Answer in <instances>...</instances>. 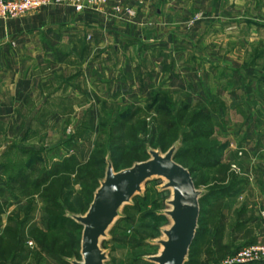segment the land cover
<instances>
[{"label":"rangeland","instance_id":"1","mask_svg":"<svg viewBox=\"0 0 264 264\" xmlns=\"http://www.w3.org/2000/svg\"><path fill=\"white\" fill-rule=\"evenodd\" d=\"M126 1L110 3L114 18L122 19L113 10ZM148 1L137 0L134 7L135 19L147 7L139 26L142 44H166L172 52L163 49L156 61L146 56L153 63L143 68L135 52L115 49L121 42L112 32L101 37L108 50L104 57L92 45L97 29L92 37H78L75 51L63 47L58 78L46 75V83L36 82L46 90L33 106L39 116L0 115V264L81 263L82 228L73 220L55 228L50 218L85 216L109 163L118 173L148 161L149 150L164 155L174 146L175 162L190 172L201 193L197 240L185 264H226L248 247L250 231L255 244L264 243L262 229L250 227V219H263L250 207L264 206L259 177L264 163L247 162L237 144L229 145L222 118L228 100L213 93L214 80L222 88L227 80H264V30L235 26L246 14L256 25L264 24V5L221 3L213 19L211 3H185L188 19L183 21L175 15L169 20L170 14H180L175 2L165 7ZM250 98V110L257 112L250 126L258 131L264 127V101L256 102L254 94ZM253 134L264 141V133ZM43 176H49L47 183L36 186ZM164 184L149 180L120 210L100 242L105 264H154L148 259L160 254L156 243L165 240L163 231L171 226L165 213L171 210L172 192L163 191ZM249 184L255 194L247 193ZM48 189L55 197L48 198ZM52 204L58 210L48 209Z\"/></svg>","mask_w":264,"mask_h":264},{"label":"crops","instance_id":"2","mask_svg":"<svg viewBox=\"0 0 264 264\" xmlns=\"http://www.w3.org/2000/svg\"><path fill=\"white\" fill-rule=\"evenodd\" d=\"M155 1L151 0L147 3L157 6L165 5L167 7L170 5L173 6L175 2L177 6L181 7L180 14L177 11L175 14H170L169 20H172L175 15L174 18L176 20L183 21L188 19L183 14L182 6L185 3L187 6L189 4L198 6L206 2L211 3L213 7L211 9L212 12H210L212 13L213 19L219 14L217 12V6L221 3L229 5H246L250 3L264 5V0H225V2L224 0H157V4H155ZM138 3L137 0H127L123 6L136 11L134 7ZM147 3H145V6H147ZM112 7L113 4H109L101 13L88 12L85 14H77L70 8H46L38 12L29 13L16 20L0 22V115L4 113L9 115L16 113L17 116L24 117L27 114L29 116H39V110L32 113L34 111L33 106L43 96L46 90L44 87L36 88V82L40 80L42 84L46 83L47 80H44L46 75L51 77L57 76L58 78L61 73L58 71V68L60 69L61 66L60 53L63 47L65 46L64 50L68 53L71 50L75 51L77 49L78 37H92V35H95L97 29L100 30V34L97 33L94 38L96 37L98 43L94 41L92 45L93 48L100 50L101 56H104V52H108L107 47L103 43L104 40L101 37L104 35L105 38H109L108 33L112 32L115 34V37L119 38V42H121L115 46V49H130L131 52H135V57H139V65H142L143 68L153 63L152 61L147 62L145 59L146 56L153 55V60L156 61L159 54L164 53L163 49H168L172 52V47L164 48L166 44H161L156 48L152 46L144 48L142 44L143 39L139 33V26L140 22L147 17V7L144 8V12L140 10L136 19H129L125 15H120L122 17L120 20L113 17L114 15L111 13ZM141 7L139 6V8ZM207 10L209 12V9ZM229 17H231V14H229ZM132 20H134L133 23H130V25L127 24V22ZM133 24L135 26H131ZM235 26L239 30H241V27L246 26V30L249 29V32H255L256 28L264 30V24L256 25V20L248 18L247 14L245 20L239 23L236 21ZM130 35H132L131 38H129ZM169 36L173 37L171 33ZM123 38L124 40L128 38V40L123 42ZM62 42H66L67 44L62 45ZM167 59H171V55ZM133 65L132 67H134ZM166 65L164 66L166 67ZM220 65L222 64L214 65V68H218ZM227 81V86L222 88L220 80H214L215 86L213 93L218 95L222 101H225V99L228 100V105H226L223 111L222 118L223 123L228 126L226 132L229 133V138L231 139L229 140V145L237 144V147H239L237 149H240V156L244 157L243 159L247 162L256 159L257 163H260V161L264 163V141L253 138L254 132L260 131L261 134L264 133V127L255 131L254 127L250 126L251 116L253 113H257L250 110V94L256 96V102L264 101V80L260 82L256 80ZM49 84L53 86L54 82H50ZM56 93L57 91L53 92V95ZM18 103L19 105L15 108ZM3 110L5 111L3 112ZM43 110L44 107L42 108ZM261 112L264 114V110H261ZM226 118H230L228 122L225 120ZM262 122L264 123V121ZM260 156L262 158H259ZM259 177L264 182V173L260 174ZM246 191L251 194H255L256 192L250 184L247 186ZM263 208L264 206L260 208L250 207V212H260V217H262V214H264ZM263 219L261 220L259 216L250 219V227L254 228L256 225L257 228L262 229L264 234Z\"/></svg>","mask_w":264,"mask_h":264},{"label":"water","instance_id":"3","mask_svg":"<svg viewBox=\"0 0 264 264\" xmlns=\"http://www.w3.org/2000/svg\"><path fill=\"white\" fill-rule=\"evenodd\" d=\"M176 152L175 146L164 155L149 150L148 161L118 173L108 164L104 181L85 216L71 217L82 228V262L71 264H105L101 240L119 218L120 210L142 192L146 182L154 178L163 179L162 190L172 192L171 210L165 213L171 226L163 231L165 240L156 243L162 249L160 254L148 261L154 264L186 263L198 231L201 193L195 189L190 172L175 162Z\"/></svg>","mask_w":264,"mask_h":264},{"label":"built area","instance_id":"4","mask_svg":"<svg viewBox=\"0 0 264 264\" xmlns=\"http://www.w3.org/2000/svg\"><path fill=\"white\" fill-rule=\"evenodd\" d=\"M115 0H0V22L16 20L29 13L52 7L73 9L77 14L100 12ZM113 12L116 16L125 15L135 18L132 8L117 6ZM264 218V214H262ZM29 246H32L30 243ZM264 262V243H256L238 252L226 264H255Z\"/></svg>","mask_w":264,"mask_h":264},{"label":"trees","instance_id":"5","mask_svg":"<svg viewBox=\"0 0 264 264\" xmlns=\"http://www.w3.org/2000/svg\"><path fill=\"white\" fill-rule=\"evenodd\" d=\"M127 119L125 118V120L124 121H126ZM122 127H123V124L122 125H120V127L119 128H121L122 129ZM178 152V151H177ZM177 152H176V155H175V158L177 157ZM208 165H210V166H215L216 165V163H213V162H210ZM30 171H34V168H30ZM48 178H49V176H43V177H41V179L39 180V181H37L36 182V186H38V185H42V184H45V183H47V181H48ZM19 181H20V183L22 184V185H24V184H26V181L27 180H24L23 178H19L18 179ZM44 193L45 194H48L47 196H49L48 198H50V197H55L54 196V194H53V192L52 191H50V189H48V190H44ZM51 208H53L54 210H58V208H57V205H55V204H52V205H50L49 206V208L48 209H50V210H52ZM207 214V213H206ZM72 216H70V218H71ZM66 219V220H61V222L59 221V219L58 218H50L51 220H50V224L52 223V224H54L53 226L56 228L58 225H61V224H63L62 226H64V225H66V223H72L73 221H71L72 219ZM69 225V224H68ZM77 226H79L78 224H77ZM70 227V226H69ZM80 227V226H79ZM63 229V228H62ZM54 230H56V229H54ZM48 232H52L51 230H49ZM197 234H198V231H197ZM197 234H196V240H197ZM252 232L250 231V244H248V246H251V245H253V244H255V240H254V238L252 237ZM196 240H195V243H196ZM47 242V241H46ZM9 243V242H8ZM195 243H194V245L192 246V248L195 246ZM9 244H13V242H11V243H9ZM56 244H58V243H56ZM55 244V245H56ZM44 249V248H43ZM16 250H18V248L16 249ZM20 250V249H19ZM194 251V250H193ZM16 252V251H15Z\"/></svg>","mask_w":264,"mask_h":264}]
</instances>
